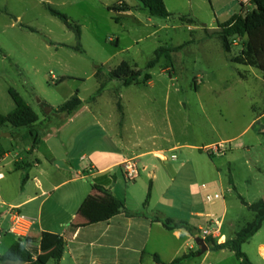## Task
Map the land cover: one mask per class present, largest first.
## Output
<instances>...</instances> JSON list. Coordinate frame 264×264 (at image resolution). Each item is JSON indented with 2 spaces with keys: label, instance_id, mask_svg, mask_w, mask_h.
Returning a JSON list of instances; mask_svg holds the SVG:
<instances>
[{
  "label": "rangeland",
  "instance_id": "1",
  "mask_svg": "<svg viewBox=\"0 0 264 264\" xmlns=\"http://www.w3.org/2000/svg\"><path fill=\"white\" fill-rule=\"evenodd\" d=\"M120 1L131 10L125 13L108 10ZM164 2L172 14L168 18L152 16L137 0H0V111L8 115L15 109L9 94L11 88L38 114L40 127L61 124L53 118L48 123L45 118L49 112L44 103L58 108L77 92L84 104L100 111L102 121L111 123L116 121L114 117L123 121L118 108L121 101L128 116L123 141H139L145 152L152 148L151 137L158 135L155 147L165 148L170 159L165 164L179 174L175 191L169 196L181 203L197 204L199 210L208 213L201 195L202 184L218 185L225 197L227 224L233 225L227 228L232 236L255 217L238 195L249 203L264 198V117L261 116L264 84L260 71L231 62L232 56L242 49L240 42L229 55L213 30L217 22H225L239 13L242 4L247 9L249 2ZM48 4L80 27V38L75 30L49 13ZM189 42L170 59L164 57L156 67L147 69L159 47H177ZM123 62L141 70L143 76L149 73L151 80L144 83L142 76L139 85L129 87L119 80H109L108 73ZM240 73L245 80L239 78ZM100 82L107 84L106 89L93 101L91 97ZM90 139L96 148L104 143L110 149L115 148L112 140L99 130ZM175 146L179 148L169 151ZM172 155L177 159L172 160ZM145 161L162 168L164 165L153 156ZM140 167V177L124 184L133 186L136 195L145 198L149 186L146 176L152 167L148 171ZM89 183L93 184L94 180L89 179ZM222 201L213 206L214 213L223 212ZM206 223L191 221L197 229ZM10 239L0 241L2 254L7 252ZM24 244L30 246L27 241ZM262 246L264 223L243 245V251L254 263L264 264ZM210 253L206 261L213 264L239 262L230 251ZM204 256L195 259L200 263Z\"/></svg>",
  "mask_w": 264,
  "mask_h": 264
},
{
  "label": "crops",
  "instance_id": "2",
  "mask_svg": "<svg viewBox=\"0 0 264 264\" xmlns=\"http://www.w3.org/2000/svg\"><path fill=\"white\" fill-rule=\"evenodd\" d=\"M240 1L243 3V0ZM239 78L245 80L240 75ZM119 99L121 100L122 96ZM44 105L49 112L45 118L49 120L48 123L53 118L61 124L53 123L40 127L39 118L32 128L10 129L6 126L0 129V230L6 232L10 228L9 210L17 208L19 212L35 220L29 236L23 240L29 243V247L25 244L24 246L35 258L40 255L42 233L49 232L63 237L66 249L59 264H156L154 255H159L163 262L170 263L184 254L197 252L195 238L199 229L192 226L191 221L195 219L206 223L207 213L199 210L197 204L181 203L169 196L175 191L174 186L179 174L165 164L170 160L165 148L155 147L157 134L151 137L154 140L152 148L145 152L142 151L139 141L125 143L123 139L127 132L128 116L122 103L123 121H117L118 118L114 117L116 121L113 123L102 121L100 111L94 110L90 104L84 102L80 110L73 115L56 113L55 110L60 106L55 108L47 103ZM0 113L2 114L1 111ZM261 116L264 117V110ZM111 125V130L108 131ZM97 130L112 140L114 149H110L106 143L103 147H94L95 142H92L90 137ZM32 131H36L39 137L35 148H32ZM89 148L95 151L90 152ZM177 148L179 146L169 151H175ZM158 155H164L167 160L162 161ZM149 156L158 158L164 164L163 168L145 161ZM127 159H134L139 166L142 165L144 171L152 167L146 176L149 180L147 194L151 187V198L146 208L144 202L147 196L144 198L136 195L133 186L124 184L126 179L122 163ZM118 168L120 173L116 170ZM89 179L94 180V183L90 184ZM231 184L235 188L233 181ZM212 186L210 187L221 191L218 185ZM96 187L108 190L116 199L122 201L130 212L141 215L128 217L121 213L107 221L90 224L94 217L85 216L80 212V208L87 199L98 205L104 202L103 193ZM201 195L203 198L202 193ZM261 200L264 202V198ZM215 204L209 209L205 203V210L208 213L213 212ZM222 204L223 212L215 214L224 217L223 234L226 240L227 237L232 239L238 231L232 236L227 232V228L233 225L227 224L225 197ZM156 218L161 222H154ZM168 219L186 222L195 235L192 236L187 229H165L162 221ZM72 226L78 227L74 229ZM7 237L11 238L6 248L8 251L17 240L10 235H6L3 240ZM261 250L264 258V246ZM228 251L230 250L217 252L225 254ZM210 252L209 249L200 263L195 258L199 259L204 254L199 256L197 253L183 264H192L190 262L193 260V264L207 262L211 256ZM1 255L4 254L0 252ZM238 261L240 264L241 260ZM250 261L258 264L251 259Z\"/></svg>",
  "mask_w": 264,
  "mask_h": 264
},
{
  "label": "trees",
  "instance_id": "3",
  "mask_svg": "<svg viewBox=\"0 0 264 264\" xmlns=\"http://www.w3.org/2000/svg\"><path fill=\"white\" fill-rule=\"evenodd\" d=\"M142 8L149 11L152 16L168 18L172 16L168 12L164 0H137ZM249 7L242 4V9L239 13L234 14L225 22H218L217 29L214 32L221 44L223 51L227 54H233V49L238 42L242 45V49L239 54L232 56L231 62L240 66L250 67L257 69L263 74L264 80V0H248ZM49 13L58 19H60L69 29L75 30L77 37L81 36V29L78 25L74 24L66 14L52 8L48 5ZM109 11L115 13H125L131 10V7L120 1L108 8ZM182 21L188 23H195L194 20L181 18ZM119 22V19H116ZM189 43L177 47H159L156 50V58L148 63L147 69H153L156 67L162 58L170 59L172 54L184 49ZM101 70L96 74L99 78ZM241 78L245 79L242 73L239 74ZM143 76L141 70L133 69L127 62L121 63L116 69L108 73L109 80H119L123 83V86L129 87L131 85H139V79ZM143 82L148 83L151 80V75L146 73L143 76ZM63 78L61 81H64ZM106 83L100 82V86L95 95L91 97V100H95L106 89ZM15 109L8 115L0 113V129L11 126L15 129L19 128H32L38 121V114L31 108V106L17 93L14 89H9ZM83 105V101L79 97V92L72 96L68 101L61 105L56 113H65L67 115H73ZM118 108L122 111V106L119 103ZM123 116V115H122ZM30 136L33 139L32 148L38 144V135L35 132H31ZM232 183V180H230ZM104 195V202L100 205L96 204L93 200L87 199L84 201L80 208V212L87 217H94V220L90 222H104L114 216L125 213L128 217H136L141 214L130 212L124 203L116 199L108 190L102 187H96ZM234 190H236L234 188ZM242 204L255 214V218L252 222L247 223L240 231L237 232L234 238L226 240L222 244H218L215 241L208 239L206 242L211 251L230 250L235 253L236 257L241 260L240 264H253L248 256L243 252V245L246 244L254 235H256L262 228L264 223V202L258 201L253 204H248L243 197L238 195ZM151 198V187L149 188L146 201L144 202V208L149 204ZM154 222H161L159 218L154 219ZM165 229L174 231L178 229H187L192 236H194V230L189 228L186 222H176L168 219L162 221ZM78 226H72L76 228ZM66 249V242L63 237L52 234L49 232L42 233L40 242V255L34 257L31 252L19 241L15 242L9 250L0 256V263L2 264H59L62 260ZM190 252L177 257L170 263L163 262L159 255H154V261L156 264H183L187 259L192 256H196L199 253Z\"/></svg>",
  "mask_w": 264,
  "mask_h": 264
},
{
  "label": "built area",
  "instance_id": "4",
  "mask_svg": "<svg viewBox=\"0 0 264 264\" xmlns=\"http://www.w3.org/2000/svg\"><path fill=\"white\" fill-rule=\"evenodd\" d=\"M162 161H166L167 158L164 155L157 156ZM172 159H176V156L173 155ZM122 170L124 177L127 181H136L141 174V167L134 159H127L122 163ZM143 170V169H142ZM201 193L203 194V199L207 205V208H211L213 204L220 200H224V194L221 191L215 190L212 187L203 184L201 187ZM11 216V225L10 228L3 232L0 230V241L6 236L10 235L14 237L17 241L23 242L26 239L32 228L35 225V220L22 214L18 211L17 208H10L9 210ZM207 223L205 227L199 229L198 236L203 240L207 241L211 239L218 244H222L226 241V237L223 234L224 226V217L218 216L212 211L206 215ZM207 243V242H206ZM201 264H210L203 262Z\"/></svg>",
  "mask_w": 264,
  "mask_h": 264
},
{
  "label": "water",
  "instance_id": "5",
  "mask_svg": "<svg viewBox=\"0 0 264 264\" xmlns=\"http://www.w3.org/2000/svg\"><path fill=\"white\" fill-rule=\"evenodd\" d=\"M195 242H196V244H197V246H198V248L200 250L199 256H201V255H203V254H205L206 252L209 251L208 244L202 238H200V237L195 238Z\"/></svg>",
  "mask_w": 264,
  "mask_h": 264
}]
</instances>
